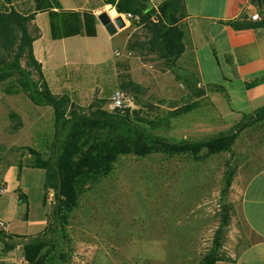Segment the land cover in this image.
Returning a JSON list of instances; mask_svg holds the SVG:
<instances>
[{
	"label": "rangeland",
	"instance_id": "1",
	"mask_svg": "<svg viewBox=\"0 0 264 264\" xmlns=\"http://www.w3.org/2000/svg\"><path fill=\"white\" fill-rule=\"evenodd\" d=\"M61 1L90 9L102 2ZM24 2L15 0L20 9L27 6ZM48 21L47 14L37 18L39 37L35 48L44 57L42 73L52 90H73L76 86L79 89L73 95L80 103H87L90 96V102L94 96L105 97L104 108L113 111L110 98L114 90L121 89L125 98L119 108L142 111L141 116L152 124L156 134L175 141L215 135L210 133L217 130L206 131V125L189 120L188 104L198 91L193 73L185 75L145 52L134 53L138 62L131 68L128 57L114 54L123 48L124 32L111 36L99 23L95 37L54 40ZM127 23L124 28L128 34L137 30L141 34L135 24ZM117 60V74L129 72L131 79L140 83L138 92L115 87L113 68ZM26 100L29 108L14 101L11 110L22 117L24 112L32 111L38 122H28L24 117L26 127L12 138L13 143L49 157L54 150L53 110ZM18 122L20 127V117L12 120L11 127ZM26 149L20 150L27 155ZM248 150L244 135L238 134L229 149L211 155H120L107 175L83 181L77 204L62 227L53 233L47 229L50 242L41 253L47 264H202L217 239L220 260L215 264H231L248 243L240 210L244 185L256 168L248 158ZM13 152V158L18 156L16 150ZM26 155L20 167H0V188L4 189L0 191V220L7 224L10 234L32 236L43 231L47 217L48 223L54 222L56 198L55 191L46 186L44 170L25 165L31 159ZM6 209L10 215L7 218ZM25 240L8 239L19 243ZM14 248V256L25 264L23 247L19 244Z\"/></svg>",
	"mask_w": 264,
	"mask_h": 264
},
{
	"label": "trees",
	"instance_id": "2",
	"mask_svg": "<svg viewBox=\"0 0 264 264\" xmlns=\"http://www.w3.org/2000/svg\"><path fill=\"white\" fill-rule=\"evenodd\" d=\"M2 1L11 3V0ZM33 1L34 11L29 14H22L12 6L6 11H0V83L9 81L10 86L17 85L34 104L50 106L53 110L52 155L45 158L31 147H27V151L31 158L28 165L43 169L46 186L55 191L54 222L48 223L40 234L32 236L10 234L0 226V242L4 252L20 244L25 264H47L41 253L50 242L46 231L49 229L53 233L62 227L66 215L77 204L83 181L107 175L123 154L144 157L161 152L168 155L187 153L198 156L200 153L211 155L227 150L240 131L252 123L264 120V105L235 123L227 132L200 140L175 141L156 134L152 124L141 116L142 111L119 107L108 111L104 108L107 100L97 96L86 107H82L65 94L54 95L48 89L41 65L33 54L32 41L39 35L38 27L32 25L35 14L47 12L52 39L74 35L96 36V16L88 9H65L60 0ZM252 2L258 6L261 19L251 20L243 16L229 20L231 27L238 30L264 29V0ZM105 3L113 5L117 13L129 12L138 16L137 20L131 22L141 34L138 30L129 33L125 46L128 52L137 55L145 52L171 67L175 66L176 60L185 50L181 24L185 17L183 0H164L157 6L152 5L149 0H105ZM34 75L37 78H33ZM117 77L119 88L139 91L140 84L131 79L129 72L118 73ZM201 93L202 90H198L194 95L200 96ZM10 118L14 120L19 117L11 112ZM19 125L20 122L12 129ZM226 181L229 185L231 174L228 173ZM227 218L225 214L224 220ZM22 237L26 240L20 243L8 241ZM218 244L216 239L202 264H215L220 260L217 254Z\"/></svg>",
	"mask_w": 264,
	"mask_h": 264
},
{
	"label": "crops",
	"instance_id": "3",
	"mask_svg": "<svg viewBox=\"0 0 264 264\" xmlns=\"http://www.w3.org/2000/svg\"><path fill=\"white\" fill-rule=\"evenodd\" d=\"M23 1H26L24 4L27 6L20 9L16 6L15 0H11L10 4L0 0V11H6L12 6L22 14L33 12L34 1ZM149 1L152 5L157 6L164 0ZM183 2L185 17L181 24L184 30L185 50L176 60L174 67L180 69L185 75H189V72L193 73L196 77V87L198 90H202L200 96L192 95V99L189 101V120L206 125V131L217 130L210 134L227 132L235 123L253 114L264 105V29L238 30L228 23L229 20L243 16L249 18L259 8L252 0H183ZM61 3L65 9H88L93 11L95 16L101 11L108 12L110 16H115L117 13L115 7L105 3L104 0L100 6L91 9L81 7L76 3L72 4L70 1L67 2V5L62 1ZM45 14H47L45 11L37 12L32 25L37 26V18ZM99 23L96 17V35ZM118 31L125 33V43L123 48L115 50L114 54L116 57H128L132 68L138 62V56L125 49L129 35L126 28L118 29L116 33ZM76 36L80 35L70 37ZM38 37L39 35L32 41V49L34 57L41 65L42 72L45 60L44 57H40V53L36 52L35 42ZM117 62L118 60L113 68L115 87L118 86ZM142 65L144 64L142 63ZM10 85L9 81L0 83V167L13 166V164L22 166V157L26 153L20 149H26L29 146H19L13 143L12 138L26 127L24 117L28 122L34 120L36 123L38 120V117L33 115L34 113L33 116L31 115L32 111H30L31 113L24 112L22 117L15 110H11L14 101H19L18 103L22 106L25 105L26 108L29 106L26 94L17 85L12 87ZM46 85L50 90L49 83L46 82ZM63 89L65 88L61 87L59 91L51 89L50 92L54 95L65 94L72 102L82 107L88 105L92 98L90 96L88 102L82 104L73 95L79 88L74 86L73 90L71 88ZM11 112L20 117L22 123L16 129L11 127ZM239 134L244 135L246 145L249 146L248 158L256 163V168L244 185L240 202L241 215L247 228L248 243L238 251L231 264H264V120L248 125ZM13 150H16L18 155L15 158H13ZM27 155L29 156V153ZM28 164L25 165L29 166ZM21 200H24L23 197ZM8 211V209L4 211L6 218L10 216ZM47 224L48 217L45 226L40 231ZM0 225L9 233L4 220H0ZM14 249L4 252L3 244L0 242V264H22L23 260L20 261L14 256Z\"/></svg>",
	"mask_w": 264,
	"mask_h": 264
},
{
	"label": "water",
	"instance_id": "4",
	"mask_svg": "<svg viewBox=\"0 0 264 264\" xmlns=\"http://www.w3.org/2000/svg\"><path fill=\"white\" fill-rule=\"evenodd\" d=\"M96 17L104 26L109 35L115 34L118 29L124 28L126 26V21L123 19L121 13H116L115 16H110L108 12L101 11Z\"/></svg>",
	"mask_w": 264,
	"mask_h": 264
},
{
	"label": "built area",
	"instance_id": "5",
	"mask_svg": "<svg viewBox=\"0 0 264 264\" xmlns=\"http://www.w3.org/2000/svg\"><path fill=\"white\" fill-rule=\"evenodd\" d=\"M123 19L127 22H130L131 20H137L138 16L137 15H132L129 12L126 13H121ZM262 17V15L260 14V11H255L250 15V19L251 20H260ZM124 98H125V93L123 92V90L121 89H116L114 90L112 96H111V101L109 103V105L112 108H117V107H122L124 104ZM4 189H0V191H2Z\"/></svg>",
	"mask_w": 264,
	"mask_h": 264
}]
</instances>
